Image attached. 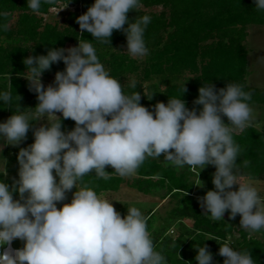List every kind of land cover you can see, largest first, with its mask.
<instances>
[{"label":"clouds","instance_id":"1","mask_svg":"<svg viewBox=\"0 0 264 264\" xmlns=\"http://www.w3.org/2000/svg\"><path fill=\"white\" fill-rule=\"evenodd\" d=\"M56 3L27 0L34 12L42 4ZM140 7L141 0H95L77 23L81 33L86 30L104 43L111 42L114 30H122L129 55L144 56L148 53L144 33L152 18L143 15L130 22L128 17L130 10ZM255 7L264 11V0H255ZM6 16L0 12V17ZM0 30L8 31L9 25L0 24ZM61 60L66 69L58 71L54 84L45 88L43 73ZM23 62L29 90L39 101L38 115L33 117L18 106L0 122V138L19 146L27 139L31 122L46 116L48 123L34 130V143L20 148L19 179L11 187L0 180V248L8 246L0 251V264H166L137 207H128L122 216L113 200L101 198L87 185L77 187L92 172L109 179L106 166L122 177L131 176L147 157L160 158L161 154L178 168L216 167L214 190L199 198L213 221L224 219L229 211L230 219L241 216L243 229L264 228V202L257 189L241 182L235 171L240 146L231 126L243 129L252 115V95L243 85L228 83L218 91L211 83L201 86L194 101L202 105L199 110L189 109L183 98L170 97L167 104L158 102L150 111L141 104L139 91L124 92L88 40L67 49L51 48L47 55L28 56ZM129 86L137 88L135 81ZM12 100L9 91L0 90V101L9 104ZM57 112H62L63 119L74 120L75 128L63 131ZM237 184L238 190H233ZM74 186L77 190L71 202L58 208L57 202L65 201ZM16 192L20 199H14ZM17 238L26 243L13 249ZM219 254L225 257L223 264H255L250 251L235 250L227 242L221 244ZM195 259L198 264H213L207 245L198 247Z\"/></svg>","mask_w":264,"mask_h":264},{"label":"trees","instance_id":"2","mask_svg":"<svg viewBox=\"0 0 264 264\" xmlns=\"http://www.w3.org/2000/svg\"><path fill=\"white\" fill-rule=\"evenodd\" d=\"M94 2L95 0H57L55 5L42 4L39 12H34L28 8L27 0H0V12L7 13L6 17H0V24L9 25L8 31L0 30V38L20 39L16 43H0V90L9 91L13 97L9 104L0 101V114H7L9 118L18 106L24 112L35 111L39 101L37 94L29 90V81L25 76L29 73L23 61L28 56L47 55L51 48L66 49L68 41L88 40L92 43L106 70L117 79L124 77L125 74L135 73L141 68L138 60L128 52L107 50L119 42H127L126 34L122 30H114L109 43L96 40L86 30L81 33L77 18ZM61 4L73 7L68 11L64 24L44 21L42 14ZM141 5L163 8L160 12L139 8L128 13L130 22L143 15L152 18L144 33L148 57L146 64L141 68L143 80H149L152 75L175 76L184 71L192 72L193 76L186 83L174 82L164 91L151 89L150 93L144 92L142 79L135 81L136 89L129 86L130 81L121 82L126 94L139 91L141 104L145 107L152 108L158 102L167 104L172 97L183 98L189 109L195 107L199 110L200 105H195L194 101L199 96L201 86L211 83L218 91L228 83H234L243 85L244 90L251 93L252 99L249 103H264V88H253L245 83L247 48L243 40L247 35V25L264 23V11L256 9L255 0H141ZM127 26L125 24L124 27ZM21 39L32 43L23 42ZM65 69L66 64L61 60L59 63H53L51 69L46 70L43 76L55 77L58 71ZM183 86L186 88L184 93ZM59 116L62 118L63 131L75 128L74 120L63 119L62 112ZM60 117L55 119L59 120ZM34 139L33 133L19 146L10 149L5 147L1 154L7 157L8 163L18 162L20 148L28 147L34 143ZM233 139L240 146L235 170L237 177L264 179V129L248 124L239 131L234 130ZM197 167L198 172L189 168L179 171L171 163L166 164L157 158L147 157L131 182L113 174L112 169L106 166L109 179L99 178L92 172L78 183L82 187L87 185L93 188L96 193L117 190L125 181L145 193L154 192V188L158 186L166 187V195L176 199L170 218L192 217L194 220L192 238L182 245L177 238L173 239L172 236L165 234V230L159 231L158 234L154 230L149 232V235L153 239L155 250L160 244H168L161 253L166 257L167 264H198L195 259L198 247L207 245L213 254V260L218 258L224 261L225 257L219 254L221 245L217 246L215 242L218 238L225 240L226 234L234 231V228L226 220L213 221L209 215L204 214L197 203L192 194L196 180L191 179V175L198 173L206 180L205 187L198 193L203 197L208 190H214L213 174L216 171V167L211 164L202 170L200 166ZM3 174L4 172L0 171V180H4L10 187L19 179V172ZM13 197L20 199L18 192L14 193ZM153 213L154 211L146 217L147 229L151 228L149 219ZM238 232L241 237L238 249L250 251L255 264H264V239L250 235L246 229H239ZM206 235H211L212 238L206 239ZM188 247L195 248L190 250Z\"/></svg>","mask_w":264,"mask_h":264},{"label":"rangeland","instance_id":"3","mask_svg":"<svg viewBox=\"0 0 264 264\" xmlns=\"http://www.w3.org/2000/svg\"><path fill=\"white\" fill-rule=\"evenodd\" d=\"M142 9H148V10H153L160 12L163 10L162 6H153V7H144L141 5ZM73 7L68 6L66 4H61L58 5L57 7L52 8L51 11H49L46 14H42L44 17V21H50V22H58V24L63 25V21L65 17L67 16L68 11L72 10ZM20 41L18 37L14 38H6V37H1L0 38V43L7 44V43H16ZM23 42H28L32 43L30 41H24L21 39ZM211 40H208L210 42ZM243 42L246 44L247 48V71L245 72V83L247 86H253L257 87V89H262L264 88V23H249L247 25V35L245 37V40ZM78 42H73V41H68L66 43V49L73 47V46H78ZM201 48H204V46H200ZM121 50L124 52H127V42H119L117 43L114 47H111L107 50ZM133 57V56H132ZM148 57V53L144 56H136L134 57L135 59L138 60V63H140L141 68L146 64V59ZM242 63H240L241 66ZM231 65H233L231 63ZM230 65V67H232ZM139 69L135 73H128L125 74L124 77L120 78V82H125V81H136L137 79H142V86L144 89V92L150 93L151 89H157L160 92L164 91L165 88L171 84V83H186L189 78L193 76V73L190 71H184L179 75H152L149 80H143L142 77V69ZM1 80V78H0ZM41 80L44 85L48 86L49 84H54L55 82V77H48V76H43L41 77ZM149 96H152L151 94ZM251 109H252V115L251 119L248 122V124H254L260 128L264 129V103H249ZM149 110H153L154 107H147ZM202 108V105H200L199 109ZM26 113L31 114L33 117L37 116L38 114L35 111H27ZM57 116L60 115V112L56 113ZM57 118V117H54ZM225 120V123H230L227 119V117H223ZM8 119L7 114H0V122H4ZM48 123L47 117H42L36 121L31 122L30 124V129L27 133V139L33 135L34 130L38 128L39 126H42L44 124ZM247 124V125H248ZM231 126V125H230ZM235 131L241 130L240 128H236L235 126H231ZM26 139V140H27ZM26 140H23L22 142H25ZM21 142V143H22ZM20 143V144H21ZM10 149V147H13L10 144H5V140L3 138H0V171H3L4 173L7 172L9 173H18L19 172V162H14L10 161L8 163L7 157L1 154V152H4V148ZM10 150H8V154H10ZM153 158V157H152ZM163 163H170L164 160V155L161 154L160 158H157ZM112 169L113 174H117L111 166H107ZM176 167V166H175ZM179 171L184 170L189 168L192 171H197L199 170V167H191L189 165H184L183 167H176ZM206 168V167H205ZM55 174V173H54ZM119 175V174H117ZM137 175L135 172L131 176L124 177L127 179L129 182L132 181V179ZM191 179L196 180V185L193 189V195L194 198L196 199L197 203L200 205L199 201V194L203 190V187L206 185V180L202 178L198 173L192 174ZM238 179L246 184H250L254 186L260 197L262 202H264V179H256V178H248V177H243V176H238ZM131 180V181H130ZM59 181V177H57V182ZM77 187L80 188L82 187L77 184ZM239 185H234L233 190H238ZM155 191L152 193H145L137 188L129 185L126 181L121 183L120 187L117 190H103L100 193H97L98 196L101 198L108 199L110 201L113 200V205L121 213L122 216H126L128 212V207H137L142 214L145 216V218L154 211L153 215L150 217V226L151 228L148 229V232H153L154 230L157 231V234L159 231L165 230L164 233L168 234L169 236H172L173 239L177 238L178 242L182 245L185 244V242L189 239L192 238L191 232L193 231V218L192 217H182L179 219L176 218H170L171 214V209L174 207L176 204V199L171 198L166 195V190L167 188H161L158 186L154 188ZM77 190V188L74 186L73 189L69 192L66 193V200L57 202V207L61 208L64 203H70L74 192ZM199 196V197H197ZM14 199H17L14 197ZM201 206V205H200ZM204 214L209 215V213H205V210L202 209ZM211 217V216H210ZM240 219L241 216L238 214L236 218L230 219V214L229 211H226L224 214V219L226 220L229 224L233 226L232 232H228L225 236V240H222L221 238H218L215 242L217 246L223 244V243H229L230 246H232L235 250H238L239 246V240H240V232H238L239 229H243L240 226ZM249 231V234L252 236H256L258 238L264 239V228H262L260 231H252L250 229H247ZM212 238L211 235H206V239ZM26 241H23L19 238L15 239L12 244L17 247H24ZM166 245L160 244L159 247L157 248L156 251H159L163 253L164 247ZM195 245V244H194ZM5 246V245H4ZM3 246V247H4ZM190 250H194L193 247H188ZM2 248H0V251ZM167 264V263H166ZM213 264H223V261L219 260L218 258L213 260Z\"/></svg>","mask_w":264,"mask_h":264},{"label":"bare ground","instance_id":"4","mask_svg":"<svg viewBox=\"0 0 264 264\" xmlns=\"http://www.w3.org/2000/svg\"><path fill=\"white\" fill-rule=\"evenodd\" d=\"M11 247H12L13 249H20V248H21V247H15V246H13V245H11ZM4 248L7 249L8 246L6 245ZM5 249H2V251L5 250Z\"/></svg>","mask_w":264,"mask_h":264}]
</instances>
